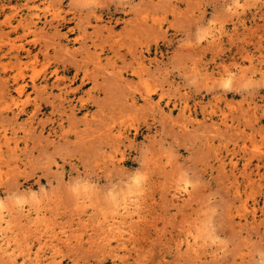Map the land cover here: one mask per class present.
I'll use <instances>...</instances> for the list:
<instances>
[{
    "label": "rangeland",
    "instance_id": "374dc122",
    "mask_svg": "<svg viewBox=\"0 0 264 264\" xmlns=\"http://www.w3.org/2000/svg\"><path fill=\"white\" fill-rule=\"evenodd\" d=\"M0 216V264H264V0H0Z\"/></svg>",
    "mask_w": 264,
    "mask_h": 264
},
{
    "label": "bare ground",
    "instance_id": "6f19581e",
    "mask_svg": "<svg viewBox=\"0 0 264 264\" xmlns=\"http://www.w3.org/2000/svg\"><path fill=\"white\" fill-rule=\"evenodd\" d=\"M133 75H138V70L133 68ZM21 75V74H20ZM227 78L232 77V72H226L225 73ZM88 77H90V75H87ZM78 77L77 75L75 76V78ZM86 77V75L84 76ZM252 77V76H250ZM142 78L141 75V70H140V75H139V79ZM245 79V77H244ZM58 81V80H56ZM60 81V79H59ZM85 79L80 78V83L82 85H84ZM97 82H94V88H97ZM25 87L26 84L23 83H19L17 85V92H18V99L14 102L15 104H18L21 101V95L24 93L25 91ZM20 98V99H19ZM140 204L138 201L133 202V203H124L122 205V207L118 210V215L113 217L114 220L116 221H120V222H111L105 225V228L102 227V229L104 228V234H106V238L105 240H108L110 237H120L123 236V226L122 224H125L126 222V218L123 217L125 214L126 215H130L131 212H136L138 216H140ZM39 215V213H37V216ZM121 217V218H120ZM5 217L0 216V220H4ZM121 219V220H120ZM6 223H8V221L5 220ZM5 233H1L0 234V257H7L8 259L13 260V258H15V251L13 246L10 245V240H8V238L6 239L4 236ZM55 235V233L51 234V236ZM199 235V234H197ZM199 236H193V239H188L186 242V250H189L191 252L197 253L200 250V247H203V243L201 240L198 239ZM79 240V238H78ZM30 251V250H27ZM31 252H28L26 255H30Z\"/></svg>",
    "mask_w": 264,
    "mask_h": 264
},
{
    "label": "clouds",
    "instance_id": "9594fccd",
    "mask_svg": "<svg viewBox=\"0 0 264 264\" xmlns=\"http://www.w3.org/2000/svg\"><path fill=\"white\" fill-rule=\"evenodd\" d=\"M236 6H237V7H239V5H238V4H237Z\"/></svg>",
    "mask_w": 264,
    "mask_h": 264
}]
</instances>
